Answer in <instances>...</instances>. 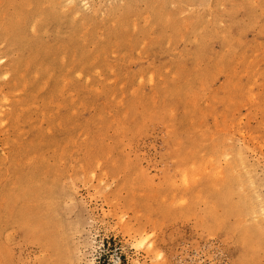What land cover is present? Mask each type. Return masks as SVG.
<instances>
[{
	"label": "rangeland",
	"instance_id": "obj_1",
	"mask_svg": "<svg viewBox=\"0 0 264 264\" xmlns=\"http://www.w3.org/2000/svg\"><path fill=\"white\" fill-rule=\"evenodd\" d=\"M0 264H264V0H0Z\"/></svg>",
	"mask_w": 264,
	"mask_h": 264
},
{
	"label": "bare ground",
	"instance_id": "obj_2",
	"mask_svg": "<svg viewBox=\"0 0 264 264\" xmlns=\"http://www.w3.org/2000/svg\"><path fill=\"white\" fill-rule=\"evenodd\" d=\"M47 4H48V3H47ZM58 4H59V3H58ZM48 5H49V4H48ZM53 6H54V5H53ZM50 7H51V6H50ZM56 8H57V7H56ZM209 40H210V39H209ZM239 178H241V177H239ZM237 179H238V178H237ZM56 181H57V180H56ZM242 181H243V180H242ZM242 181H241V182H242ZM52 182H53V181H52ZM52 182H51V183H52ZM54 184L56 185V183H54V182H53V184H52V185H54ZM57 186H58V184H57ZM50 187H51V186H50ZM50 187H49V188H50ZM52 187H53V186H52ZM40 188H41V187H40ZM45 188H46V187H45ZM38 191H40V190H38ZM43 191H44V187H43V190H42V192H43ZM45 191H46V192H47V191H49V190H48V188H46V190H45ZM45 191H44V192H45ZM40 193H41V191H40ZM36 194L38 195V193H36ZM47 194H48V193H47ZM49 194H52V195H53V193H49ZM44 195H46V194H44ZM44 195H43V196H41V198H42V197H46V196H47V195H46V196H44ZM54 196H55V195H54ZM56 197H57V196H56ZM247 197H248V196H247ZM38 198H39V197H38ZM51 198H52V197H51ZM245 198H246V196H245ZM43 199H44V198H43ZM49 199H50V198H49ZM53 199H54V198H53ZM251 199H252V198H251ZM251 199H250V200H251ZM39 200H40V199H39ZM44 200H45V199H44ZM55 200H57V199H55ZM246 200H247V198H246ZM248 200H249V199H248ZM249 202H250V201H249ZM261 204H262V203H261ZM47 207H48V206H47ZM48 208H49V207H48Z\"/></svg>",
	"mask_w": 264,
	"mask_h": 264
}]
</instances>
